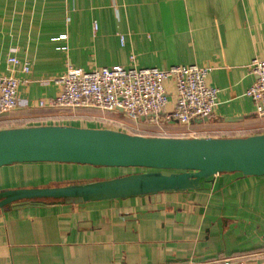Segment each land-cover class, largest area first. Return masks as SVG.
<instances>
[{
    "label": "crops",
    "instance_id": "crops-1",
    "mask_svg": "<svg viewBox=\"0 0 264 264\" xmlns=\"http://www.w3.org/2000/svg\"><path fill=\"white\" fill-rule=\"evenodd\" d=\"M11 56L27 63L28 72L11 65ZM253 58L264 59V0H0V75L24 81L14 117L0 128L66 124L44 120L60 111L36 102L55 95L54 79L68 66L189 64L209 69L206 84L217 93L211 115L188 127L259 128L264 116L255 115L243 94L253 81L247 70ZM165 90L169 110V82ZM37 117L42 122L27 123ZM106 168L13 163L0 167V191L102 179L111 176ZM223 261L264 264V174L221 172L196 189L81 203L15 202L0 209V264Z\"/></svg>",
    "mask_w": 264,
    "mask_h": 264
},
{
    "label": "water",
    "instance_id": "water-1",
    "mask_svg": "<svg viewBox=\"0 0 264 264\" xmlns=\"http://www.w3.org/2000/svg\"><path fill=\"white\" fill-rule=\"evenodd\" d=\"M25 162L146 171L62 185L6 189L0 191V209L15 202L81 203L196 189L201 181L221 172L260 176L264 174V132L177 137L68 124L0 128V167Z\"/></svg>",
    "mask_w": 264,
    "mask_h": 264
},
{
    "label": "built area",
    "instance_id": "built-area-1",
    "mask_svg": "<svg viewBox=\"0 0 264 264\" xmlns=\"http://www.w3.org/2000/svg\"><path fill=\"white\" fill-rule=\"evenodd\" d=\"M122 39L121 36L119 37ZM65 47H60L64 49ZM132 60V56L129 57ZM20 71L28 72L27 63L19 64L15 56L8 58ZM208 68L195 64L173 65L165 69L157 67H122L120 65L102 66L92 69L68 66L61 75L54 79L58 90L46 100H38V107L69 109L74 116L78 109L95 110L99 114H88L87 118L101 123L102 128L124 131L131 129V134H141L137 121L142 119L148 124L160 127L164 123H176L185 128L178 132L157 130V136L196 137L222 135L255 134L264 132V126L250 129L213 130L188 127L195 120L207 119L216 104L217 89L206 84ZM248 73L253 81L244 91L251 101L257 116H264V59H251L247 64ZM20 82L13 75H0V122L2 116L17 106V88ZM169 82L173 90L172 107L165 110L167 96L165 83ZM105 113H121L133 124L127 125ZM63 115H53L52 119ZM79 116V115H76ZM105 124L106 126L102 125ZM128 133V132H126ZM143 135V134H142ZM223 261V264H227Z\"/></svg>",
    "mask_w": 264,
    "mask_h": 264
},
{
    "label": "rangeland",
    "instance_id": "rangeland-1",
    "mask_svg": "<svg viewBox=\"0 0 264 264\" xmlns=\"http://www.w3.org/2000/svg\"><path fill=\"white\" fill-rule=\"evenodd\" d=\"M59 115H63L59 118H56V119H44V120H52V122H56V123H66V124H69V125H74V126H85V127H98V126H101V123H98L97 121L93 120V119H89L87 118V115L88 114H84V111H76L77 113L72 116V114L70 115V110L69 109H59ZM12 112V111H11ZM8 113L6 114L7 116L2 118V119H7V121H1L0 122V127L1 126H7V124H9V120L8 119H12L14 116L13 114ZM89 113V112H88ZM90 114H95L98 116V112H92ZM76 115H79V116H76ZM105 115H108L110 117H115L117 119H122L123 123L127 124V125H130V124H133L125 115L121 114V113H105ZM3 117V116H2ZM41 118L40 117H37V119L33 120V121H28L27 123H34V122H42L40 120ZM18 122V121H17ZM16 122V124H17ZM137 125L140 127L139 128V132L143 135H154L155 132L157 130H164L166 132H170V133H173V132H178V131H173V130H168L166 129L164 126V124H162L160 127H157V126H154V125H151V124H148V121H137L136 122ZM104 126H106L105 124H102ZM167 127V126H166ZM125 132H138V131H132L131 129H124ZM184 130V127L182 129H180L179 131H182ZM214 134V136H224V137H229V136H235V135H222L220 133H212ZM106 169H109V170H105L106 172L104 174H106L108 176V173L111 175L110 177H113V176H117V175H122V174H127V173H133V172H139V171H146L145 169H139V168H120V169H117V167H113V168H106ZM261 176V175H260ZM99 179L97 177H93V178H90V179ZM104 178H109V177H104ZM103 179V178H102ZM73 181L71 182H81L82 180H75L72 179ZM84 180V179H83ZM66 183H69V180L66 182H56V183H52L51 185H62V184H66Z\"/></svg>",
    "mask_w": 264,
    "mask_h": 264
},
{
    "label": "trees",
    "instance_id": "trees-1",
    "mask_svg": "<svg viewBox=\"0 0 264 264\" xmlns=\"http://www.w3.org/2000/svg\"><path fill=\"white\" fill-rule=\"evenodd\" d=\"M60 109H61V108H60ZM56 111H59V109H56ZM77 111H81V110L78 109ZM84 111L89 112V113L97 112V111H95V110H89V109H88V110H84ZM10 112H11V111H10ZM10 112H9V113H10ZM12 112H13V111H12ZM12 112H11V114H12ZM7 114H8V113H7ZM5 115H6V114H5ZM139 121L142 122L143 120L140 119ZM201 122H204V121H201ZM201 122H199V123H201ZM17 124H24V122H22V121H18ZM194 124H198V123H194ZM194 124L191 125V126L195 127L196 125H194ZM183 126H184V125H183ZM260 132H262V131H260ZM119 169H120V168H119ZM139 169H141V168H139ZM164 172H165V171H164Z\"/></svg>",
    "mask_w": 264,
    "mask_h": 264
}]
</instances>
